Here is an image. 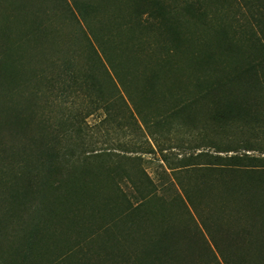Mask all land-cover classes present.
Here are the masks:
<instances>
[{"label": "trees", "instance_id": "16d2710c", "mask_svg": "<svg viewBox=\"0 0 264 264\" xmlns=\"http://www.w3.org/2000/svg\"><path fill=\"white\" fill-rule=\"evenodd\" d=\"M239 1L252 18L243 14L245 37L221 15ZM0 9V264H264V158L173 150L236 151L223 135L259 121L264 0H0ZM65 22L74 33L62 34ZM191 22L212 27L215 46L241 59L195 76L213 130L199 144L195 133L148 123L135 99L139 89L155 94L170 55L194 41ZM96 113L104 116L92 127ZM114 126L134 160L154 152L153 141L180 191L160 190L143 169V179L130 176L133 200L119 187H79L73 178L91 155L121 154Z\"/></svg>", "mask_w": 264, "mask_h": 264}, {"label": "rangeland", "instance_id": "374dc122", "mask_svg": "<svg viewBox=\"0 0 264 264\" xmlns=\"http://www.w3.org/2000/svg\"><path fill=\"white\" fill-rule=\"evenodd\" d=\"M243 14H245L246 19H252L241 1L234 3L232 7H228L221 14L231 23L232 33H235L236 37L247 36V30L250 29L247 26V21L243 18ZM0 20H2L1 27H3L7 21H4L2 12H0ZM61 25L65 31L62 34L65 36L72 32L74 33L75 26L73 24L65 22L61 23ZM208 26L205 24H193L192 22L188 23L186 36L190 38L193 35L194 41L193 39L192 42L188 41L186 48L170 55V66L162 73L157 83L156 93L144 94L140 89L135 92L136 101L141 106L144 114L149 117L148 123H151L154 119H161L173 126V128H180L178 130L183 134L195 133V137H197L200 132L208 131L213 136L210 121H208L203 112L201 103L197 101V93L194 88L195 76H204L205 73L212 71L217 73L224 70L223 68L231 69L234 66H238L241 59L237 54L233 55L219 50L213 41V28ZM262 27L264 29L263 25ZM253 28L259 34H262L259 27L254 26ZM7 42L5 40V43ZM207 58L211 60L212 66L210 68L206 67L203 62ZM16 77H18L16 74L12 76L13 79ZM256 93L259 106L253 109L259 117V121L247 123L245 127H242L241 131L232 127L223 135L226 138L229 137L227 139L235 140L233 145L236 146V151H217L218 149L215 147L204 145L200 146L199 149H195V151L194 148H174V152H180L181 156L184 153H196L200 150H205L224 156L246 153L264 158V147L262 146L264 145V90ZM103 116L101 113H96L87 118V121L92 127H96L101 124L100 121ZM114 127L117 132L113 134L112 143L114 145L112 144L111 147H116L115 150L121 154L91 155L88 165L80 169L83 170L82 176L80 177L78 171L73 178L79 187H87L89 190H103L110 193L119 187L121 191H124L133 200L135 186L132 184L130 176L134 177V179H143L139 171L143 169L150 174L160 190L164 191L168 187L169 189L165 190L168 194L174 193L176 189L178 192L180 191L176 180L172 178V173L174 172L159 159L158 148L153 141H151V147H154V152L142 154V161L134 160L133 157L138 155V153L127 152L130 150L128 146H120L123 138H121L119 127ZM199 138V136L197 139L195 138L197 142L192 144L204 142ZM102 141L103 139L97 143V146L101 149L109 148ZM248 146H252L255 149H248ZM170 182H173V184ZM168 208H174L175 210L171 211L174 213L177 211L178 203L168 204ZM45 224H41L45 236L46 234L51 236L56 229L52 223L47 225L45 222Z\"/></svg>", "mask_w": 264, "mask_h": 264}]
</instances>
